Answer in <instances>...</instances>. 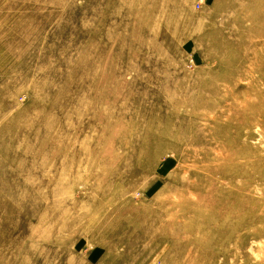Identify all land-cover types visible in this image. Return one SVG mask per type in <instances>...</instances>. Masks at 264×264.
Returning a JSON list of instances; mask_svg holds the SVG:
<instances>
[{
    "label": "rangeland",
    "instance_id": "obj_1",
    "mask_svg": "<svg viewBox=\"0 0 264 264\" xmlns=\"http://www.w3.org/2000/svg\"><path fill=\"white\" fill-rule=\"evenodd\" d=\"M0 264H264V0H0Z\"/></svg>",
    "mask_w": 264,
    "mask_h": 264
}]
</instances>
